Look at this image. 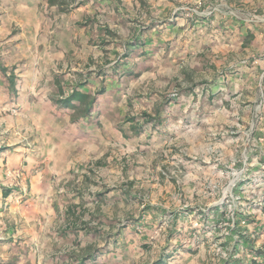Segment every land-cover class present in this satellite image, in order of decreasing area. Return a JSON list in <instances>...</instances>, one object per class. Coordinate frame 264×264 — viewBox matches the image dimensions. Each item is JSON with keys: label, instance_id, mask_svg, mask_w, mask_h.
Segmentation results:
<instances>
[{"label": "rangeland", "instance_id": "obj_1", "mask_svg": "<svg viewBox=\"0 0 264 264\" xmlns=\"http://www.w3.org/2000/svg\"><path fill=\"white\" fill-rule=\"evenodd\" d=\"M62 1L37 4L38 34L50 32L46 49L37 42L44 35L25 45L31 56L23 61L39 68L30 86L50 85L54 100L84 85L94 95L104 92L77 121L83 138L66 146L78 165L51 177L54 193L74 192L73 210L53 195L35 203L32 216L29 207L16 209L20 198L0 199V264H80L92 252L99 253L96 264H151L171 249L170 264H222L243 258L244 248L236 247L242 234L264 246V225L257 233L258 222L245 218L264 223L258 206L264 207V176L253 179L264 172V70L252 69L264 61V0H78L77 10V0ZM136 37L144 46L122 62L126 43ZM63 46L64 57L47 59L45 52ZM50 64L55 72L43 66ZM123 69L136 74L122 75ZM55 78L63 92L52 85ZM157 108L160 123L145 121L143 112L156 117ZM18 111L0 106V146L29 155L31 141L44 139L29 128V114L20 118L18 133L6 128L5 115ZM138 120L144 128L136 133L131 125ZM13 139L18 144H6ZM23 165L0 166V188H22ZM142 213L141 223L120 230ZM4 220L14 227L8 238Z\"/></svg>", "mask_w": 264, "mask_h": 264}, {"label": "crops", "instance_id": "obj_2", "mask_svg": "<svg viewBox=\"0 0 264 264\" xmlns=\"http://www.w3.org/2000/svg\"><path fill=\"white\" fill-rule=\"evenodd\" d=\"M39 1L40 0H0V34L2 35L0 36V106L4 108L15 106L19 110L18 113L5 115V125L8 130H13L14 133H18L16 130L20 129L18 125L20 118L22 115L29 114L28 118L31 120L29 128L32 132L33 129L36 130V133L39 135H37V138L44 139L43 141L37 139H33L31 141L33 143V148L31 149V153L29 155H26V153L22 154L20 148L18 147L6 148L4 145L0 146V166H2V168L5 164L9 168H17L18 165L20 166V164L23 163L25 168L23 179L21 178L24 183V185H21L22 188L13 185L9 187H2L0 188V199L3 201L6 199L11 200L13 199V196L20 198L22 203L19 207L16 206V209L20 208L24 211L25 208L29 207L32 212V216L37 214L36 212L39 211V209L34 206L35 203L36 205L41 204L42 201L46 203L47 200H49L48 198H51L53 195L57 199V202L62 205L65 204V210H67V212L73 208L71 204H75L73 198L76 195L74 192L61 190L54 193L51 189V183H54V180H52L51 177H53V175L56 174L58 172L57 170L60 168L69 169L78 165L75 159L70 158V147L66 148V146L74 144L83 138L78 136L80 131L77 130L82 129V124L80 123L77 125V121L87 118L85 116H80L71 108L61 106L60 103L57 102V99L54 100L53 96L56 94H54V92L51 93L50 85L46 89H42L43 87L40 88L36 85L30 86L31 81H33L31 74L35 69L39 68L36 67V61L34 63H31V60L23 61L22 57L31 56L27 54L28 50L29 54H31V48H27L25 45L27 41L38 39V35H44L42 40L37 42L38 44H43V49H46L47 41L45 36H47L50 32L48 31L44 34H38L42 21L40 16L36 15L35 10L36 7H38L37 4ZM56 1L52 3H56ZM65 2L67 1H62V3ZM80 2L81 1L77 0L76 4H79L80 6H76L75 10L81 7L82 2ZM15 9H17L18 12H14L16 11ZM62 15L65 16V14ZM63 18L64 17H62V19ZM16 24H18V28H20L18 32L13 30L16 28ZM54 25H56V23H54ZM50 26H52V23ZM28 28H32L34 32L32 33L30 30V32H27ZM12 32L15 33L12 34ZM18 41L22 42L21 44H16L17 47L15 48L14 43H17ZM65 50V46H63L59 50L45 52V55H48V60L53 59L54 57L60 58L64 57L66 52ZM262 54L264 55V49ZM43 66H46L48 69L51 68V71L53 72L56 71L52 68L56 67V65L50 64ZM263 66L264 61H259L256 67H253L252 69L257 72L262 69L264 70ZM28 67L31 69L29 70ZM2 68L6 69V72L2 71ZM10 73L15 76V84L13 88L10 87L7 80V76ZM27 75L31 78L30 80L27 79ZM34 78L37 81V77ZM46 80V83H49L52 78L48 77ZM52 85L55 86L58 92H63V86H61V81L58 78L54 79ZM26 87H28L29 91L28 93H25V91L23 93L21 88L26 89ZM82 87L83 88L77 90L94 95V92L91 93L85 89V85ZM27 95L29 96L27 97ZM58 116H63L65 118L64 125L59 123L57 119ZM38 120L40 121L38 122ZM137 122L138 125L136 127H140L142 130L144 128L142 126V121L138 120ZM133 125H135V123H132L131 129ZM140 131L134 132L138 133ZM83 135L85 138L86 135ZM56 136L60 137L61 144L65 145L64 147L62 145H57V143L60 144V142L55 140ZM13 140V143L6 144H18V139ZM4 188H9L10 191L5 194L6 190ZM24 189L27 190L25 195L22 193ZM125 189L126 188H124V190ZM121 195L124 200L128 201L129 198L127 194H123L122 192ZM14 212H16V210H14ZM143 212L145 211L143 210ZM146 214L142 213V216H145ZM160 216L161 215L156 213V221L160 219ZM27 220L28 219L25 217L20 218V222L25 224ZM6 222L8 223L6 220L3 222L5 228L8 226V224L6 225ZM13 228L12 224L7 227L4 238L10 236L11 232L14 230ZM128 228L129 227H127L126 230H128ZM117 243H119V241Z\"/></svg>", "mask_w": 264, "mask_h": 264}, {"label": "trees", "instance_id": "obj_3", "mask_svg": "<svg viewBox=\"0 0 264 264\" xmlns=\"http://www.w3.org/2000/svg\"><path fill=\"white\" fill-rule=\"evenodd\" d=\"M50 2H54L56 0H49ZM197 16V15H196ZM106 31L108 34L112 35L113 33L106 28ZM144 46V42L141 41L140 39H138L137 37L135 38V40L133 41H129L128 43H126V49L128 50V52H125L121 57V61L125 62L127 60V58L131 57L134 55V48L136 47H142ZM126 63V62H125ZM119 64V63H118ZM124 64V63H123ZM121 65V63L119 64ZM2 71L6 72V69L2 68ZM122 75L125 76H131L133 74H136L132 69H123L122 70ZM7 80L9 82V85L11 88L14 87L15 84V76L10 73L7 76ZM220 89H217L215 92H213L209 97L212 99L214 97V95H216L219 92ZM104 92V89L101 87V89H98L95 92L96 94H101ZM92 96L91 94L87 93V92H83V91H79L76 88H72V91L69 95L62 97L61 99H57V102L60 103L61 106L63 107H68L74 110V112H77L80 116H85L87 117L90 114V110L92 108V105L96 99V97ZM143 114H145L146 116V120H155L158 124L160 123V114H161V109L157 108L156 109V117H150V115H148L146 112H143ZM159 115V116H158ZM134 118L131 117V121H133ZM138 122H135V125L132 126V130L133 131H140V127H136L138 124ZM264 162V159H263ZM264 176V172L262 173H257L253 175V179H262ZM5 194H7L10 189L9 188H4ZM123 194H127L128 198H132V196L129 193V190L125 189L123 191ZM97 195H100V193H98ZM127 199V198H125ZM141 200V199H139ZM259 208H264L262 207V205H258ZM144 211H148L150 214H153V207L149 206V205H144ZM168 216V215H167ZM176 216L175 214L172 215L171 217ZM205 214L201 213L199 217H204ZM147 216H141V217H137V218H133L130 217L127 219L126 223H123L122 225H120V230H122V228H124V230H126L127 227H130L132 225H137L139 224V222L141 223L142 220H144ZM165 217V216H164ZM178 217H183L182 215L178 214L177 215V219ZM246 220H249L251 222H258L256 223V226L262 229V225H264V223H261L258 219H250L245 217ZM202 220V219H201ZM235 222H239V221H235ZM181 226V225H180ZM91 228V227H90ZM234 228H236V226L234 225ZM237 231V230H236ZM261 232V230H257L256 232ZM123 232V230H122ZM122 232H120L119 234H121ZM171 237H173L174 235H172V233L170 232ZM119 241V239H116V243ZM237 244L236 247L239 248L243 247L244 250L242 251L243 254V258L242 259H235V258H224L222 264H264V246H258L255 247L254 245V239H250L249 237H247L245 234L240 235V239L237 240ZM238 250V249H237ZM99 253H87L85 254V256L82 257L83 262H80V264H85V260H87V262H92L95 263L97 262V256ZM175 251L171 250H162V252L158 255V257L156 258V260H154V262H152L151 264H170L173 262V259L176 258L174 257Z\"/></svg>", "mask_w": 264, "mask_h": 264}]
</instances>
